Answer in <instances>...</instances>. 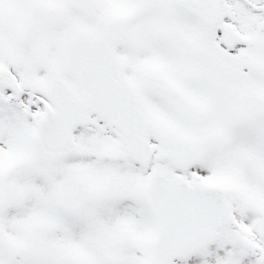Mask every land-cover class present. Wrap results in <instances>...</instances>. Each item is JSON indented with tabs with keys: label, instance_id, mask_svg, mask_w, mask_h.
<instances>
[{
	"label": "snow or ice",
	"instance_id": "snow-or-ice-1",
	"mask_svg": "<svg viewBox=\"0 0 264 264\" xmlns=\"http://www.w3.org/2000/svg\"><path fill=\"white\" fill-rule=\"evenodd\" d=\"M0 264H264V0H0Z\"/></svg>",
	"mask_w": 264,
	"mask_h": 264
}]
</instances>
